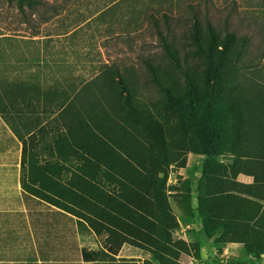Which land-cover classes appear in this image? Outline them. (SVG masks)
I'll use <instances>...</instances> for the list:
<instances>
[{"label": "trees", "instance_id": "obj_1", "mask_svg": "<svg viewBox=\"0 0 264 264\" xmlns=\"http://www.w3.org/2000/svg\"><path fill=\"white\" fill-rule=\"evenodd\" d=\"M13 1L20 11L37 10L43 3ZM188 38L201 61L185 72L183 84L170 77V69L145 61L161 93L153 108L136 103L129 78L118 67L102 73V98L96 101L103 107L91 116L67 110L65 93L40 94L17 78L2 85V117L35 109L43 97L44 112L57 110L50 122L61 126H55L54 138L45 145L34 132L23 140L21 186L77 217L79 227L103 237L102 246L120 250L130 245L150 253L151 259L139 264H182L181 256L192 246L175 235L180 222L167 177L170 167L185 166L187 153L204 155L195 196L186 178L175 194L176 205L191 211L195 197L204 236L219 244H242L251 261L233 264H258L264 254V96L251 94L255 90L236 93L241 83L234 63L245 38L220 34L209 19H195ZM161 41L169 61L178 62L171 45ZM81 99L90 101L80 94L72 98L73 103ZM44 129L46 124L37 131ZM225 151L229 163L217 159ZM240 172L252 175V183L237 181ZM104 254L105 264H138Z\"/></svg>", "mask_w": 264, "mask_h": 264}, {"label": "rangeland", "instance_id": "obj_2", "mask_svg": "<svg viewBox=\"0 0 264 264\" xmlns=\"http://www.w3.org/2000/svg\"><path fill=\"white\" fill-rule=\"evenodd\" d=\"M42 1L37 10L25 7L20 11L13 0H0V88L17 78L26 86L36 87L40 94L48 90L65 93L67 110H83L91 116L98 112L96 108L103 107L96 101L102 98V73L106 68L118 67L129 78L136 103L153 108L161 100V93L150 81L145 61L170 69V77L183 84L185 72L201 61L188 38L191 23L195 19L202 23L209 19L220 34L235 32L236 36L246 39L245 46L238 48L239 61L234 63L237 82L241 83L236 93L244 95L255 90L251 94L264 96V0ZM161 38L171 45L178 62L169 61ZM76 94L90 101L81 99L73 103ZM30 98L35 100V96L30 95ZM40 100L42 103L43 97ZM40 108L39 105L38 114H29L18 125L27 123L30 129L41 124L55 125L60 130V122H43L50 120L53 113L41 112ZM51 138L52 135H46L43 143H49ZM186 158L185 166L170 167L167 177L169 199L180 222L175 235L192 246L189 254L181 256L182 264L251 261L242 244H219L204 236L195 212V197L191 200V211L177 206L175 198L178 195L175 194L180 193L178 190L183 188L186 178L191 179V191L195 196L196 181L205 160L204 155L192 153H187ZM217 159L230 162L231 155L225 151ZM58 212L41 211L37 215L57 216ZM78 229L77 245L74 241L66 243L65 233L61 236L63 257L71 260L69 264H105L104 252L138 264L151 259L150 253L130 245L120 250L104 247L102 236L86 234L83 227ZM69 236L74 239L73 234ZM57 249L62 250L61 247ZM261 263L264 264V257L258 260V264Z\"/></svg>", "mask_w": 264, "mask_h": 264}, {"label": "crops", "instance_id": "obj_3", "mask_svg": "<svg viewBox=\"0 0 264 264\" xmlns=\"http://www.w3.org/2000/svg\"><path fill=\"white\" fill-rule=\"evenodd\" d=\"M42 103H39L40 110L44 112ZM39 105L29 111L26 109L24 114H8L6 118L0 115V264H69L71 260L63 257L64 239L61 236L65 233L68 244L73 241L76 245L79 244L78 218L30 195L21 186L23 140L34 132L37 133L42 146L47 144L43 143L46 135H52V140L55 134V125L47 126L44 133L37 131L43 124L32 126V129L25 122L21 124L22 126L18 125L19 121L27 118L29 114H38ZM55 115L56 113H53L52 118ZM51 119L43 122H50ZM39 150L42 155L43 150L41 148ZM222 160L218 161L225 163ZM236 180L249 184L252 183L253 176L240 172ZM51 210L59 211V215H37V212ZM67 232L69 235L73 234L74 239ZM86 232H88L86 234L96 236L94 233ZM57 247H61L62 250H58ZM201 248H204L203 245Z\"/></svg>", "mask_w": 264, "mask_h": 264}, {"label": "built area", "instance_id": "obj_4", "mask_svg": "<svg viewBox=\"0 0 264 264\" xmlns=\"http://www.w3.org/2000/svg\"><path fill=\"white\" fill-rule=\"evenodd\" d=\"M263 257H264V254L261 256V258H263ZM261 258H260V259H261ZM261 264H262V263H261Z\"/></svg>", "mask_w": 264, "mask_h": 264}]
</instances>
